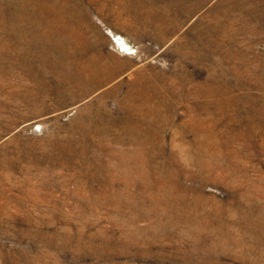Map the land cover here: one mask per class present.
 Wrapping results in <instances>:
<instances>
[{
	"label": "rangeland",
	"instance_id": "374dc122",
	"mask_svg": "<svg viewBox=\"0 0 264 264\" xmlns=\"http://www.w3.org/2000/svg\"><path fill=\"white\" fill-rule=\"evenodd\" d=\"M0 264H264V0H0Z\"/></svg>",
	"mask_w": 264,
	"mask_h": 264
},
{
	"label": "bare ground",
	"instance_id": "6f19581e",
	"mask_svg": "<svg viewBox=\"0 0 264 264\" xmlns=\"http://www.w3.org/2000/svg\"><path fill=\"white\" fill-rule=\"evenodd\" d=\"M254 1V0H253ZM242 2V1H241ZM247 2V1H246ZM251 2V1H250ZM257 2V1H256ZM245 3V1H244ZM253 3V2H252ZM238 4V3H237ZM239 5V4H238ZM255 6V5H254ZM242 7V6H241ZM19 8V7H18ZM252 8V7H251ZM62 9V8H61ZM182 9V8H181ZM259 9V8H258ZM21 10V9H20ZM58 11V10H57ZM247 12V11H246ZM62 14V13H61ZM187 14V13H186ZM50 15V14H49ZM194 15V14H193ZM21 16V15H20ZM29 16V15H28ZM189 16V15H188ZM223 17V16H222ZM246 17V16H245ZM59 18V17H58ZM18 19V18H17ZM21 19V18H20ZM32 19V18H31ZM35 21V20H34ZM56 21V20H55ZM246 22V21H245ZM58 24V23H57ZM231 26V25H230ZM24 27V26H23ZM221 27V26H220ZM47 28V27H46ZM33 29V28H32ZM39 29V28H38ZM19 30V29H18ZM21 30V29H20ZM36 31V30H35ZM28 33V32H27ZM68 33V32H67ZM59 35V33H58ZM215 35V34H214ZM67 37V35H66ZM29 38V37H28ZM47 38V37H46ZM61 38V37H60ZM226 40V39H225ZM44 41V40H43ZM70 41V40H69ZM32 43V42H31ZM71 43V42H70ZM194 43V42H193ZM42 46V45H41ZM47 49V48H46ZM88 50V49H87ZM63 53V52H62ZM193 56V55H192ZM240 57V56H239ZM229 58V57H228ZM195 59V58H194ZM62 60V59H61ZM237 60V59H236ZM243 61V60H242ZM197 62V61H196ZM241 63V62H240ZM75 64V63H74ZM229 64V63H228ZM237 65V64H236ZM226 67V66H225ZM99 69V68H98ZM95 70V69H94ZM225 70V69H223ZM239 72V71H238ZM69 73V72H68ZM243 75V73H242ZM241 76V75H240ZM76 78V77H75ZM230 79V78H229ZM74 80V79H73ZM76 80V79H75ZM231 80V79H230ZM238 81V80H237ZM242 83V82H241ZM244 84V83H243ZM235 86V85H234ZM245 86V85H244ZM262 87V86H261ZM228 88V87H227ZM242 88V87H241ZM228 93V92H227ZM239 99V98H238ZM262 113V112H261Z\"/></svg>",
	"mask_w": 264,
	"mask_h": 264
}]
</instances>
